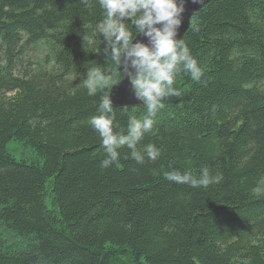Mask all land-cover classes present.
<instances>
[{"label": "trees", "instance_id": "1", "mask_svg": "<svg viewBox=\"0 0 264 264\" xmlns=\"http://www.w3.org/2000/svg\"><path fill=\"white\" fill-rule=\"evenodd\" d=\"M103 18L97 0H0V224L25 241H0V264H264V0H209L193 15L182 39L204 75L176 78L181 95L141 142L161 157L137 164L123 147L107 169L89 121L120 76L94 96L82 82L115 67L102 36L83 42ZM39 44L42 59L25 57ZM113 110L120 134L147 111ZM12 141L34 161L14 159ZM203 166L222 181L167 179Z\"/></svg>", "mask_w": 264, "mask_h": 264}, {"label": "clouds", "instance_id": "2", "mask_svg": "<svg viewBox=\"0 0 264 264\" xmlns=\"http://www.w3.org/2000/svg\"><path fill=\"white\" fill-rule=\"evenodd\" d=\"M87 4L88 0H82ZM193 3L202 0H192ZM103 10L104 18L96 25L95 31L83 36L89 48H95L97 37H103L106 61H111L114 69L102 71L93 66L87 68L83 85L89 96L98 90L110 88L117 76H127L135 97L143 102L147 111L143 119L129 116L126 134L114 131L115 112L112 100L102 96L98 112L89 123L99 134L106 158L101 168L119 166V149L126 147L137 164L145 159L155 162L161 149L154 144L141 147L146 134L152 133L157 123V114L165 108L164 101L170 96L179 97L180 91L174 86L181 73L200 82L204 75L198 60L192 55L183 39H177L186 11V0H97ZM135 30V34L133 32ZM147 38V43L137 41V35ZM167 179L173 183L191 188H208L222 181V174L213 175L207 166L201 167L198 174L189 171L172 170Z\"/></svg>", "mask_w": 264, "mask_h": 264}, {"label": "water", "instance_id": "3", "mask_svg": "<svg viewBox=\"0 0 264 264\" xmlns=\"http://www.w3.org/2000/svg\"><path fill=\"white\" fill-rule=\"evenodd\" d=\"M209 3V0H202L199 3H193L192 0H186V11L182 14V23L178 30L177 39H182L190 27V21L193 15L204 8ZM141 41L147 43V38L142 34L137 35L136 40L133 43ZM108 97L111 98L113 108H134L145 107L143 102L138 100L133 92L132 85L127 76H120V81L112 86L108 92Z\"/></svg>", "mask_w": 264, "mask_h": 264}, {"label": "rangeland", "instance_id": "4", "mask_svg": "<svg viewBox=\"0 0 264 264\" xmlns=\"http://www.w3.org/2000/svg\"><path fill=\"white\" fill-rule=\"evenodd\" d=\"M30 49V48H29ZM25 53V57L29 52V56L38 57V59H42L43 54L45 52V47L42 44H39L35 49H31ZM36 57V58H37ZM8 153L17 161H26L27 163H31L34 161V156L30 151L24 149L20 144L12 141L7 145ZM48 186V185H47ZM264 189V186L261 187L260 190ZM259 190V191H260ZM45 207L48 212H54L53 203L51 201L49 189L47 187V192L44 198ZM0 241L5 249H12L16 251L18 249H22L24 247L25 241L18 238L15 234L8 231L2 224H0ZM114 264H121L120 262H115Z\"/></svg>", "mask_w": 264, "mask_h": 264}]
</instances>
